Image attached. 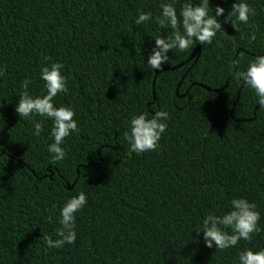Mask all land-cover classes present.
Wrapping results in <instances>:
<instances>
[{
  "label": "trees",
  "instance_id": "obj_1",
  "mask_svg": "<svg viewBox=\"0 0 264 264\" xmlns=\"http://www.w3.org/2000/svg\"><path fill=\"white\" fill-rule=\"evenodd\" d=\"M160 2L0 0V264H237L240 251L264 248V108L233 76V61L244 70L264 55V0H245L255 15L235 28L234 17L225 21L235 0H210L226 10L225 34L170 51L172 63L152 71L153 39L172 34L157 23ZM185 2L199 0H176L177 13ZM139 11L152 18L136 25ZM50 61L63 63L69 89L54 105L71 106L80 129L54 165L51 120L34 117L36 134L14 110L22 80L32 81L31 95L46 94L39 73ZM158 110L169 113L158 149L128 151L132 114ZM81 191L77 239L48 248L59 207ZM235 197L255 203L261 231L228 249L206 247L196 233L202 217Z\"/></svg>",
  "mask_w": 264,
  "mask_h": 264
},
{
  "label": "clouds",
  "instance_id": "obj_2",
  "mask_svg": "<svg viewBox=\"0 0 264 264\" xmlns=\"http://www.w3.org/2000/svg\"><path fill=\"white\" fill-rule=\"evenodd\" d=\"M227 2V0H224ZM176 0H161L159 4V26L171 29V36L161 37L157 35L154 46L147 57V67L153 70H162L163 65L172 63L168 53L173 50L183 52L197 43L210 45L217 32L222 31V22L218 17L224 15L225 8L217 5L210 7V0H199L198 3L185 2L179 12L175 6ZM255 15V10L245 0H235L231 5L225 19L231 20L235 28L237 22L247 24L249 18ZM152 18L150 11H139L134 18L136 25L148 22ZM224 33V32H223ZM225 34V33H224ZM250 41H255V33L249 35ZM50 59V58H47ZM233 76L244 87L253 90L257 97L256 105L264 108V55H258L248 62L244 70L238 67V61H233ZM4 67L0 66V76L4 73ZM64 65L59 61H50L40 69L39 78L44 82L46 94L33 96L28 88L32 83L29 79L20 82L22 91L17 97L15 112L20 119L32 121L35 133L42 130L41 122L34 117H45L52 122L50 136L52 142L47 145L50 154L49 164L54 165L62 161L66 156L65 138L79 132L78 121L75 119V111L71 106H56L54 98L58 94H67V77L64 75ZM169 113L158 110L150 113L141 112L132 114L123 132L128 142V151L140 154L158 149L159 141L168 127ZM88 197L81 191L75 196L67 198L59 207V227L56 229V239L44 237L48 248L59 249L64 245H71L77 239L76 217L86 206ZM260 212L253 202L244 197H235L229 201L228 210L221 214L206 213L196 233H202L206 247H215L216 250H224L237 246L240 240H250L255 233L261 231L259 226ZM237 264H264V248L253 251L244 249L238 253Z\"/></svg>",
  "mask_w": 264,
  "mask_h": 264
},
{
  "label": "water",
  "instance_id": "obj_3",
  "mask_svg": "<svg viewBox=\"0 0 264 264\" xmlns=\"http://www.w3.org/2000/svg\"><path fill=\"white\" fill-rule=\"evenodd\" d=\"M196 53H199V51H197ZM194 56H195V54L192 56V58H193ZM192 58H191V59H192ZM191 59H190V60H191ZM190 60H189V61H190ZM189 61H188V62H189ZM201 87H203L204 89L210 90V89H209L208 87H206V86H201ZM225 88H226V87H225Z\"/></svg>",
  "mask_w": 264,
  "mask_h": 264
}]
</instances>
